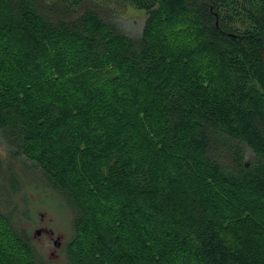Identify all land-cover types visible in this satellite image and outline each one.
<instances>
[{"label":"trees","instance_id":"obj_1","mask_svg":"<svg viewBox=\"0 0 264 264\" xmlns=\"http://www.w3.org/2000/svg\"><path fill=\"white\" fill-rule=\"evenodd\" d=\"M114 1L0 0V264H55L31 186L63 264H264V0Z\"/></svg>","mask_w":264,"mask_h":264},{"label":"rangeland","instance_id":"obj_2","mask_svg":"<svg viewBox=\"0 0 264 264\" xmlns=\"http://www.w3.org/2000/svg\"><path fill=\"white\" fill-rule=\"evenodd\" d=\"M111 2V4L115 3L114 0ZM119 7L116 8L122 9ZM121 14L119 20L128 33L137 34L142 29L146 20L144 11L128 7ZM46 191L48 190L43 187L31 186L18 198L22 204L30 205L31 216L34 219L28 220L26 225L31 229L38 250L55 264H63L66 261L63 245L72 235L69 211L62 207L60 198L51 197ZM37 229H42V232L36 234ZM47 229H51L53 234L47 232ZM59 236L62 242L57 246L54 240Z\"/></svg>","mask_w":264,"mask_h":264},{"label":"water","instance_id":"obj_3","mask_svg":"<svg viewBox=\"0 0 264 264\" xmlns=\"http://www.w3.org/2000/svg\"><path fill=\"white\" fill-rule=\"evenodd\" d=\"M41 232H42V229H37L36 230V234H40ZM60 240H61V237L60 236L58 238H56L55 239V242H54L55 245L59 246L61 244V241ZM58 241H59V243H58Z\"/></svg>","mask_w":264,"mask_h":264},{"label":"flooded vegetation","instance_id":"obj_4","mask_svg":"<svg viewBox=\"0 0 264 264\" xmlns=\"http://www.w3.org/2000/svg\"><path fill=\"white\" fill-rule=\"evenodd\" d=\"M46 231L49 232V233H51V234H53V231H52L51 229H50V230L47 229ZM54 241H55V240H54ZM58 243H59V241H58ZM60 245H61V244H60Z\"/></svg>","mask_w":264,"mask_h":264}]
</instances>
